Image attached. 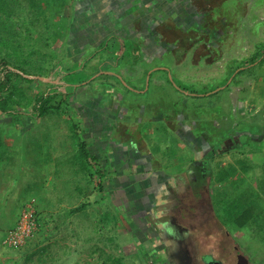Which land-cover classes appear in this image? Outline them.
Instances as JSON below:
<instances>
[{"label":"rangeland","instance_id":"1","mask_svg":"<svg viewBox=\"0 0 264 264\" xmlns=\"http://www.w3.org/2000/svg\"><path fill=\"white\" fill-rule=\"evenodd\" d=\"M67 1L83 3L86 0H0V38L8 40V45L0 44V56H5L13 63L17 59L12 58V49L19 48L22 57H18V61L24 64L27 72L44 80L52 79L55 74L51 75V73L62 68L60 64L62 61L58 58L61 56L60 53L56 57L54 51L55 44L60 41L59 37L51 34V24L55 18L59 19L60 25L65 23L62 7H65ZM110 1L108 0V3ZM139 1L149 3L150 6L152 3L155 5L154 0H136V2ZM197 3L201 4L202 11L198 8L197 12L196 9H183L184 5L181 8L166 7L164 9L162 8L164 2L161 0V3H158L159 15L156 14L160 18V24L157 26L151 24V32L155 38H159V41L154 39L161 45L157 47L156 44V49H159L158 52L161 51L162 57L165 56L171 68L173 67L171 51L174 45L185 50L189 48V41L192 42L190 58H184L176 71L179 86L190 93L199 95L222 89V92L219 91L211 97L194 98L190 105H184L182 108L180 123L182 126H178L182 129L179 131L183 136L184 130L188 128L194 131L197 135L193 137L196 148L202 150L207 133H215L221 137L225 136L224 134L232 135L238 132L243 119H246L248 123L253 119L255 121L260 119L264 124V56L255 64H242L264 45V0H197ZM198 4L195 3L196 7ZM94 7L93 5L92 8ZM153 9L150 10L151 14L156 13ZM85 11L89 13L88 9ZM120 11L122 12L121 21L125 23L126 10H117L112 7L110 12L119 14ZM49 13L50 16H48ZM37 14L44 17L43 22L40 23L38 18L36 20ZM195 14L198 15L197 19ZM155 20L158 24V20ZM38 23L40 24L37 25ZM92 28L94 27L91 26ZM201 39H204V42H199ZM164 45H166L165 49H163ZM8 53L11 54V58L7 55ZM195 60L197 65L192 64ZM243 66H247L246 72L239 74ZM61 70L63 74L65 73V78L66 73L72 71L67 66ZM67 80L68 78L65 79ZM239 85H242V90L238 95V103H233L229 109L226 102L227 94L234 92ZM44 87L45 84L40 88L33 84H23L20 91L12 98L18 102L19 109H29L34 94L37 91H43ZM57 102L61 104L60 110H51L47 116L39 119L31 127L33 129L30 127L27 129L34 130L31 134L39 132L45 137L41 138L45 153L39 154L38 164L34 161L32 165L20 161L21 164H18L12 154L14 149H11L10 153L7 148L2 150L4 158L2 156L0 158L2 159L0 162V264H171L164 259L165 254L162 250L158 261H155V258H144L143 251L155 250L160 240L154 235H149L146 239L144 234H139L141 228L145 226L143 221L137 218V211L140 208L132 200L126 204L128 207H133L130 210L136 214L134 221L126 214L122 204L115 205L108 202L109 198L105 191L113 187L108 182V176L101 172L103 177H99L92 166L80 158L78 143L83 139L84 132L90 131L84 129L82 121L79 120V109L75 105L71 108L65 107L63 100L61 102L57 100ZM65 110H67L66 113ZM50 113H53V116ZM166 115L168 116V113ZM3 117L0 116V136L11 132L13 139L20 136V146H24V138L21 136L27 130L25 129L21 134L20 127L4 122ZM171 124L180 125L174 117ZM215 124L217 130L213 132ZM74 127L82 129V132H78V129ZM13 139L10 143L6 142V146L10 144L14 146ZM89 139H86L87 143ZM34 140L40 142L36 135ZM186 140H188L187 137ZM169 149L170 152H177V149ZM47 151H52L51 155L56 153L54 157L51 156L54 158L51 163L48 158L50 154H47ZM237 155L232 156L227 152L226 155H222V158L224 162L233 165ZM166 159L169 163L171 162L169 157ZM243 161L249 162L247 158ZM17 166H21V169ZM261 174L264 175V171H261ZM216 175L217 173L214 176ZM252 185H259V181L255 178L249 181L238 178L235 187L225 183L219 186L222 187V189L219 188L222 194L220 199L223 200L225 195L226 198L237 201L240 196L234 197L239 195L238 186L245 188L243 190L245 192L248 190L246 187ZM101 186L105 190L101 191ZM213 188L216 186L213 185ZM258 188L260 187L258 186L255 190ZM194 190L198 191V188L195 187ZM29 203L40 212L41 230L21 247H4L2 243L4 234L21 208ZM212 206L209 209L210 218L207 221L198 216V211H203L204 207L197 208V214L193 217L205 224L201 230L215 233L213 237L215 239L211 241L222 243L224 251H219V254L226 259L227 264H232L234 260L231 258L234 255L233 245L237 246L238 251L248 259L250 264H264V241L261 236L253 232L251 228L234 230L222 225L214 216L216 207L213 201ZM251 207L256 211L260 210V214H264V208L259 209L264 207V204L255 202ZM77 208L80 210L70 212ZM162 219L156 218L157 226ZM188 238L186 244V241L183 242L184 239L180 240L183 244V252L190 249L195 256L207 250L197 238L191 235ZM154 240L157 243H154ZM215 250L214 248L213 252ZM186 254L183 255L186 259H190L189 254Z\"/></svg>","mask_w":264,"mask_h":264},{"label":"crops","instance_id":"2","mask_svg":"<svg viewBox=\"0 0 264 264\" xmlns=\"http://www.w3.org/2000/svg\"><path fill=\"white\" fill-rule=\"evenodd\" d=\"M154 2L155 5L152 3L150 6L149 3L136 2V0H111L110 3L108 0H98V2L96 0L94 3L92 0H86L83 3L67 1L65 7H62L65 23L60 25L59 19L55 18L51 24V34L59 37L60 42L55 44L54 51L56 57L59 56V53L61 55L58 57L62 61L61 69L67 66L72 71L66 73L67 81H65V73L63 74L61 69H59L61 71L55 70L51 73V75L55 74L52 79L40 78L45 84L44 89L55 88L62 93L71 95V105L73 107L75 105L80 111L79 120L82 121L84 129L91 132H84L85 141L90 138L87 143L88 149L97 158L99 155L96 166L102 170L104 175L106 174L105 176H108L110 184L116 181L114 183L116 188L120 187L121 189L124 185L127 190H129L128 186H133L138 190V186L146 182L139 195L143 206L152 203L150 200L152 194L146 193V188L148 185L157 187L154 185L155 178L159 181L158 185L165 189L170 185H183L185 173L194 179L195 176L204 175L207 172L206 169L211 173V188L213 185L216 188H222L219 186L225 183L237 184L238 178L243 181L255 178L259 181L262 179L260 166L264 162V127L260 119L258 121L253 119L249 123L243 119L240 129L234 133L236 137L245 135L250 138V141L241 148L228 151L232 156L239 153L233 165L223 161L222 155H226L227 152L204 161L203 156L199 153L200 150H197L194 143L195 138L193 139V137L197 136L194 131L188 128L184 130V136L179 131L182 129L178 127L182 126L180 124L182 108L184 105H190L195 97L193 93L179 86L176 80V71L184 58H190V50L193 46L190 41L189 48L185 50L174 45L171 51L173 67L171 68L167 64L165 56L162 57L161 51L158 52L159 49H156V44L157 47L161 46L159 42H156L159 41V38H155L151 32V24L156 26L160 24V18L156 14L160 10L158 3H161V0H154ZM162 2H164V7H162L164 9L166 7L176 9L184 5L183 9H196L197 12L198 8L199 11H202L201 4H198L197 0H162ZM195 3L198 4L197 7ZM93 5L94 8H92ZM185 5L187 6L185 7ZM107 6H110L111 9L114 7L117 10H126L125 23L121 21V11L119 14L110 12L111 9L106 8ZM86 9L89 10V13H86ZM152 9L156 10V13L151 14L150 10ZM197 18L198 15L195 14V19ZM155 19L158 20V24ZM91 26L94 28L91 29ZM86 44L88 46H84ZM192 64L197 65V60ZM189 65L191 66V62ZM171 81H174L184 92L176 90ZM241 86L236 87L232 93L228 92L226 102L229 109L233 103H238ZM50 114L53 116V113ZM153 115L155 117H151ZM173 117L179 121L180 125L171 124ZM191 125L193 126L192 123ZM138 127H140L139 133L131 131ZM127 129L133 133L130 137L135 139L133 145L137 144L136 151H133L128 142H121L120 137L127 133ZM213 130V132L217 130L216 124L213 126ZM31 131L34 130H27L21 136L24 138V146H20V136L13 139L11 132L0 136V158L1 156L4 158L2 150L7 148L10 153V150L14 149L12 154L18 164L32 165L33 161L38 164L39 154L45 153L41 140L45 137L39 132L31 134ZM117 132H119V136H117ZM35 135L40 139V142L34 140ZM12 139L15 145L10 144L8 148L6 142L10 143ZM190 143H192V147H189ZM144 148L147 151H144ZM169 148L177 149V152H170ZM141 152L149 153L156 161L158 168L154 171L157 175L155 178L151 176L150 172H146L142 166H139H149L152 162L154 163L147 159V156H143ZM51 153L52 151H47V154H50L48 157L50 163L54 160L51 156L56 155V153L52 155ZM166 157L170 158V163ZM245 158L249 160L248 168L240 164V161ZM17 167L21 169V166ZM230 168L234 169V176L226 177L228 179L224 182L215 183V173L226 174L227 171H231ZM122 170L124 172L121 173ZM137 175L138 178H136ZM258 186L252 185L254 189ZM242 189L241 186H238V193ZM259 189H257L258 193ZM135 194L138 195V192ZM260 196L263 197L261 193Z\"/></svg>","mask_w":264,"mask_h":264},{"label":"trees","instance_id":"3","mask_svg":"<svg viewBox=\"0 0 264 264\" xmlns=\"http://www.w3.org/2000/svg\"><path fill=\"white\" fill-rule=\"evenodd\" d=\"M1 6V5H0ZM1 8V7H0ZM39 13V12H38ZM50 16V13L49 15ZM47 16V19H48ZM36 20L39 19V22H43V18L39 14L35 16ZM38 23L37 25H39ZM53 34V33H52ZM199 42H204V39H201ZM0 44L2 45H8V40L4 38H0ZM12 58H16L17 61L10 62L5 56H0V116H4V122L20 127L19 131L24 133V130L28 129L29 127H33L34 124H36L39 119L48 112H51V110L59 109L60 110V103L57 102V100H60V102L63 100L65 102V107L71 108V95L62 93L58 91L55 88H45L43 91H37L34 94V97L31 102V106L29 109H19L18 102L12 98V96L20 91V88L23 84H29L34 85L37 88H40L44 85L43 81L40 79V77H37L35 75L30 74L24 69V64L20 63L18 61V57H22L21 51L19 48L12 49ZM11 54H7L11 58ZM264 56V45L261 46L255 55H253L246 63L242 64H255L256 62L260 61V58ZM218 60V59H217ZM23 62H25L24 59H22ZM21 64V65H20ZM240 64V65H242ZM247 66H243V70L239 72L245 73ZM238 74V75H239ZM172 85L176 88L178 91H183L178 87L174 81H171ZM238 82V81H237ZM222 89H219L221 91ZM219 91H210L207 93H204L203 95L194 94L195 98H202L203 96H214ZM67 110H65L66 113ZM75 126V125H73ZM264 126V124H263ZM76 127H74L75 129ZM139 128L131 129L133 133H139ZM78 129V130H77ZM78 132H82L79 128H76ZM130 130L127 129V133L124 134L123 137H120L122 139L121 142L129 143L131 147L133 148V151L137 150V144L133 145V141L135 142V139L133 137H130L133 133ZM78 134V133H77ZM117 136H119V132H117ZM117 138V137H116ZM205 140L203 141L204 148L200 150L201 155L203 156L204 161H208L217 155L228 152L234 148H241L243 145L247 144L250 141V138L247 136L240 135L236 137V135H225V136H219L215 133H207V138L205 136ZM189 147H192L191 144H189ZM144 151H147L146 148H144ZM78 150L80 152V158L87 162L89 165L92 166L93 170L99 177L101 176V170L99 167L96 166V161L98 158L94 153H92L88 149L87 142L85 141L84 137L81 139V141L78 143ZM199 152V151H197ZM196 153V152H195ZM143 156H147V159H150V161H154L153 157L147 153V152H141ZM249 162L240 161V164L244 167H249ZM156 161L149 166L142 165V169L146 170V172H150L152 177H156L155 170H157L158 166L156 165ZM195 166V165H194ZM261 171H264V162L260 166ZM231 171H227L226 174H220L217 173V175L214 177L215 183L218 182H224L229 177H233V170L230 168ZM207 172H205L204 175H198L195 176L194 179L192 177L190 178L188 174L185 173V180L183 185H170L168 188H164L163 186H159L157 178H155L154 185H148L146 188V193H151L150 200L152 203L150 205L143 206V204L140 202L139 195L142 191V188H144L145 184H140L138 187L139 189L136 190L133 186H128L129 190H127L126 186H122V190L120 187H115L112 183L110 189L105 191L106 195L108 196L111 204L119 205L122 204L124 207V211L126 214L131 217V219L134 221L136 219V214L131 212L130 208L126 204L128 201L132 200L133 203H135L136 206H138L139 211H137V218L141 219L144 223V228H141V231L139 233L140 235L144 234V238H146L149 233L151 235H154L155 238H158L159 244L163 249L161 248L162 252L165 254L166 250V244L170 243L169 241L178 242L181 239H187L189 240L188 236L191 235L199 240L200 243L204 244L206 246V251H213V249H216V246H209L213 241L211 239H215L214 234L207 233L204 230H201L203 226L205 225L201 221H198L196 218H194V214H197V208L204 207L203 211H198L199 217H202L206 221L208 218H210L209 209L212 208V201L214 206L216 207L214 216L217 218L220 223L224 226L230 227L234 230H240L244 227L251 228L253 232H256V234H259L261 238L264 241V214H260V210L257 209L254 210L251 206L255 202H259L261 204H264V175L262 174V179H260V192L258 193L257 190H255L252 186L246 187L248 188L247 191L243 192L245 188L241 190L240 194L236 195L234 198L239 197L237 201H234L232 198H226L224 195L223 200L220 199L222 194L220 193L222 188H212L210 187V181H211V173L209 170L206 169ZM200 174V173H199ZM106 175V174H105ZM228 177V178H226ZM153 179V178H152ZM195 180V181H193ZM232 187H235V184H231ZM161 188H159V187ZM198 188L197 190H194ZM101 191L105 190L103 186L100 187ZM120 189V190H119ZM133 191V192H132ZM197 191V192H195ZM138 192V195L135 193ZM260 193L263 195L260 196ZM136 195V196H135ZM243 195H245L243 197ZM226 199V200H225ZM170 200V203L168 201ZM212 200V201H211ZM227 201V202H224ZM153 204V205H152ZM168 205H171L170 207ZM23 206L21 210L24 208ZM133 208V207H132ZM259 208V209H263ZM197 209V210H196ZM20 210V211H21ZM80 208H77L75 210H71L70 212L74 213L79 211ZM19 211V213H20ZM18 213V214H19ZM129 213H131L129 215ZM37 220L40 222V212L36 211ZM18 217V215H17ZM16 217V219H17ZM161 217V223L159 226L156 225V218ZM9 226L8 229L12 228L15 225V221ZM151 230L148 233V230L146 229L148 226ZM161 228L162 230H160ZM199 228V229H198ZM218 229V228H217ZM41 230V224L38 227L37 231L34 232L33 238L35 234H37ZM146 230V231H145ZM219 230V229H218ZM138 234V236H139ZM210 234V235H209ZM178 236V239H177ZM185 238H183V237ZM140 237V236H139ZM187 237V238H186ZM31 239V238H30ZM143 240V237H141ZM147 239V238H146ZM138 241V240H137ZM139 242V241H138ZM208 243V244H207ZM216 243V241H215ZM212 243V244H215ZM169 245V244H168ZM208 245V246H207ZM157 250V249H156ZM156 250H144L143 255L144 258H155V261H157V257H161L159 252H156ZM186 254V252L184 253ZM185 257V256H184ZM186 259V257H185ZM172 263V262H171ZM172 264H188L187 261H182L181 263H175Z\"/></svg>","mask_w":264,"mask_h":264},{"label":"flooded vegetation","instance_id":"4","mask_svg":"<svg viewBox=\"0 0 264 264\" xmlns=\"http://www.w3.org/2000/svg\"><path fill=\"white\" fill-rule=\"evenodd\" d=\"M146 229L148 230V233L151 231L149 229V226ZM149 235H151V233H149ZM177 239H178V236H177ZM169 242H170V243H168L169 245L166 244L167 245L166 249H164V251L166 250L164 259H167L170 263L171 262L172 263L173 262L181 263L184 260V261H187V262L189 261L188 264H210V263H214V262L215 263L218 262L219 264H227V262L225 261L226 259H224V257L220 256V254H219V251H221V252L224 251V246H222L221 242H219V243L216 242L214 244V245H216L215 252H213V251H210V252L209 251H205V252H202V253H199V254H196L195 256H193V253H192V251L190 249L186 250L185 252L187 254H189L190 259H185L184 255H183L185 252H183V248H182L183 244H181L182 243L181 241H178V242L169 241ZM183 242H185V244L188 243L187 239H184ZM154 243H157V242H155V240H154ZM211 245H212V243L209 244V246H211ZM161 248L163 249V247H161L160 244H157V246H156L157 250L155 249L156 252H159L161 254ZM232 249L234 251V255L231 256L232 260L234 259L232 264H237V256L239 254H241V255H243V254L238 251V248L235 245H233ZM159 258L160 257H157V261L159 260ZM194 260L197 261L198 263H196ZM247 263L250 264L249 261H247ZM229 264H231V263H229Z\"/></svg>","mask_w":264,"mask_h":264},{"label":"built area","instance_id":"5","mask_svg":"<svg viewBox=\"0 0 264 264\" xmlns=\"http://www.w3.org/2000/svg\"><path fill=\"white\" fill-rule=\"evenodd\" d=\"M40 222L37 220L36 210L32 204H26L20 211L15 225L4 234L2 243L6 248H18L23 246L34 232L37 231Z\"/></svg>","mask_w":264,"mask_h":264},{"label":"water","instance_id":"6","mask_svg":"<svg viewBox=\"0 0 264 264\" xmlns=\"http://www.w3.org/2000/svg\"><path fill=\"white\" fill-rule=\"evenodd\" d=\"M247 259H246V257L245 256H243V255H241V254H239L238 256H237V264H248L247 263ZM210 264H219L218 262H214V263H210Z\"/></svg>","mask_w":264,"mask_h":264}]
</instances>
